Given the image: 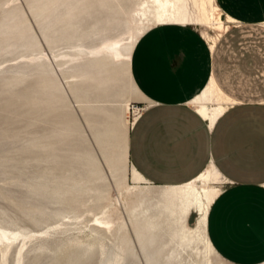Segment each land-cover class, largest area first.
Instances as JSON below:
<instances>
[{
	"label": "rangeland",
	"instance_id": "1",
	"mask_svg": "<svg viewBox=\"0 0 264 264\" xmlns=\"http://www.w3.org/2000/svg\"><path fill=\"white\" fill-rule=\"evenodd\" d=\"M153 11L151 0H0V264H76L90 245L108 264H225L198 213L157 197L119 144L145 105L125 58ZM220 13V28L188 25L216 41L223 91L264 101V23Z\"/></svg>",
	"mask_w": 264,
	"mask_h": 264
},
{
	"label": "crops",
	"instance_id": "2",
	"mask_svg": "<svg viewBox=\"0 0 264 264\" xmlns=\"http://www.w3.org/2000/svg\"><path fill=\"white\" fill-rule=\"evenodd\" d=\"M236 23H264V0H215ZM215 45L191 25L145 31L131 52L132 83L145 105L127 137L136 177L157 187L187 183L212 165L224 185L206 232L225 264H264V101L224 93ZM214 78L231 101L212 123L193 100Z\"/></svg>",
	"mask_w": 264,
	"mask_h": 264
},
{
	"label": "bare ground",
	"instance_id": "3",
	"mask_svg": "<svg viewBox=\"0 0 264 264\" xmlns=\"http://www.w3.org/2000/svg\"><path fill=\"white\" fill-rule=\"evenodd\" d=\"M151 1L152 7L154 9V25L195 24L211 27L212 29L215 27L220 28L224 26L220 9L213 4L214 0H192L194 8L193 10L188 9L186 0ZM215 11H219V13L215 15ZM226 21L234 22V20L230 17H227ZM206 38L212 40L213 47L215 45V40L208 35H206ZM130 54L131 53L128 52L125 58V64L127 65L125 73L129 83L131 82V76L127 58L130 56ZM224 93L221 91V89H219L214 78H211L207 85L201 90L199 94L195 96L193 100V103L198 105V110L201 115H203V117L210 123H212L222 112L225 111L226 107L233 102L227 96H225ZM32 103L34 108L35 102L33 101ZM49 106L52 107L53 104L51 103ZM70 119L72 118L67 115L66 118H63L62 120L63 124L67 125ZM120 130L119 144L120 146H124L126 148L127 134L125 130ZM123 141L125 144H123ZM216 177L217 172L215 168L212 165H209L206 167V169H204L201 173H199L187 183L178 186L160 187L161 189L156 192V196L162 199L164 202H172L174 200L179 201L181 217L188 216L194 211L198 213L194 228L199 231L202 242L207 250L213 249L207 236L206 221L210 202L216 192V187L211 185L215 182ZM155 239L156 234L154 231H152L149 235H146L144 238V249L147 250L146 247L152 246V244L155 242ZM109 259L110 253L107 249L99 251L97 248L90 245L88 249H81L79 253L74 256L73 260L76 262V264H108L107 262Z\"/></svg>",
	"mask_w": 264,
	"mask_h": 264
},
{
	"label": "water",
	"instance_id": "4",
	"mask_svg": "<svg viewBox=\"0 0 264 264\" xmlns=\"http://www.w3.org/2000/svg\"><path fill=\"white\" fill-rule=\"evenodd\" d=\"M28 91H29V90H27V99H28V96H30V95H31V94L29 95V92H28Z\"/></svg>",
	"mask_w": 264,
	"mask_h": 264
}]
</instances>
